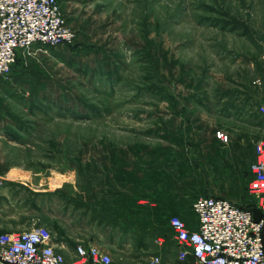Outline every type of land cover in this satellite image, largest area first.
I'll return each mask as SVG.
<instances>
[{
    "label": "rangeland",
    "instance_id": "obj_1",
    "mask_svg": "<svg viewBox=\"0 0 264 264\" xmlns=\"http://www.w3.org/2000/svg\"><path fill=\"white\" fill-rule=\"evenodd\" d=\"M59 2L74 42L33 44L0 78V132L9 139L0 137V232L41 224L65 242L68 259L84 242L109 251L114 264L154 255L180 264L173 215L195 226L200 196L253 202L249 166L264 138V0ZM116 158L119 167L155 168L145 180L156 198H143L155 212L137 206L142 191L130 186L134 224L75 208L77 192L101 189ZM142 216L155 230L140 226Z\"/></svg>",
    "mask_w": 264,
    "mask_h": 264
},
{
    "label": "built area",
    "instance_id": "obj_2",
    "mask_svg": "<svg viewBox=\"0 0 264 264\" xmlns=\"http://www.w3.org/2000/svg\"><path fill=\"white\" fill-rule=\"evenodd\" d=\"M74 40L59 0H0V78L14 74L19 51L36 43L62 46ZM257 110L264 115V102ZM216 135L224 143L231 140L224 130ZM254 154L248 188L253 207L263 212L260 221L251 208L229 198L200 196L193 203L195 226L177 215L170 219L180 264H264V138L255 143ZM73 255L68 259L58 250L45 225L0 232V264H114L109 251L92 243H77ZM145 264L165 263L154 255Z\"/></svg>",
    "mask_w": 264,
    "mask_h": 264
},
{
    "label": "trees",
    "instance_id": "obj_3",
    "mask_svg": "<svg viewBox=\"0 0 264 264\" xmlns=\"http://www.w3.org/2000/svg\"><path fill=\"white\" fill-rule=\"evenodd\" d=\"M66 45H70V44H66ZM9 135L14 137L15 140L19 139L17 135L15 136L12 133L11 134L9 133ZM126 155H129V154H126ZM254 158H255V154H254ZM123 159L128 160L129 158L126 159V157H123ZM118 161L119 159L117 158L114 159L113 161V164H115L114 167L113 168L108 167V169L105 171L107 179H104L102 181L103 186L101 187V189L95 190L93 187V188L87 189L86 192H81V194L77 192L78 196L77 195L75 196L76 197L75 208H77L78 210H81L82 212L81 214L84 213V214L93 215V217H96V220H98L97 218H100L102 215L106 216L108 214L113 213L116 216H118L120 219L123 218L122 223H124L125 220H126L125 223H131V220H130L131 217L129 216H131L132 213H135V211L132 210L131 203H130V186L132 185L133 186L138 185L139 192L142 191L138 196L137 206L144 210L151 209V212H155L154 206L152 207L148 205L147 203L148 201L146 203H143L144 205H141L142 203L140 202V200H143V198L152 199V200L156 198L152 194L153 192H156L155 183L148 184L147 181L145 180V178H147L146 175L147 176L153 175V171L155 170V168H152L151 170H145V171H141V170L139 171L137 168H135V170H132L130 169V165L127 166L125 164L124 165L122 164L120 167L116 166V163ZM249 173H250V179H251L252 176H251L250 166H249ZM134 176L135 177L138 176V177L134 178ZM126 190L127 192H125ZM115 203H117L118 205H117V208L113 209L111 205L114 206ZM254 204L255 203L252 202V203H248L245 206L248 208H252ZM192 210H193V205H192ZM133 215L134 217H139L138 214H133ZM142 220L144 222L141 223L140 226H143L145 224L146 228L149 231L155 230L153 227H151V222L148 220L147 216H142ZM131 224H134V222H132ZM169 225H170V220H169ZM170 227L172 228L171 225Z\"/></svg>",
    "mask_w": 264,
    "mask_h": 264
},
{
    "label": "crops",
    "instance_id": "obj_4",
    "mask_svg": "<svg viewBox=\"0 0 264 264\" xmlns=\"http://www.w3.org/2000/svg\"><path fill=\"white\" fill-rule=\"evenodd\" d=\"M2 136H3V138H5V140L8 139V138L6 137V135H5L4 132H3V133L0 132V137H2ZM8 140H9V139H8ZM9 143H10V142H9ZM11 144L13 145L14 142H12ZM123 148H124V146H123ZM3 151H4V154H5L6 152H8V150H4V149H3ZM7 154H8V153H7ZM5 156H6V155H5ZM2 164H3V162H2ZM3 165H10V166H13V167H14V160L12 161V163H4ZM12 172H13V171H12ZM13 176H14V173H13ZM140 202H141V203H146L147 201H146V200H140ZM175 211H178V212H179V210H178L177 208H175ZM55 242H56V245H57L58 250L61 251V252H63V253H65V242H64V241L57 242V240H56Z\"/></svg>",
    "mask_w": 264,
    "mask_h": 264
},
{
    "label": "water",
    "instance_id": "obj_5",
    "mask_svg": "<svg viewBox=\"0 0 264 264\" xmlns=\"http://www.w3.org/2000/svg\"><path fill=\"white\" fill-rule=\"evenodd\" d=\"M253 215H254V220L256 221H260L261 217H262V210L258 207H252L251 208Z\"/></svg>",
    "mask_w": 264,
    "mask_h": 264
}]
</instances>
